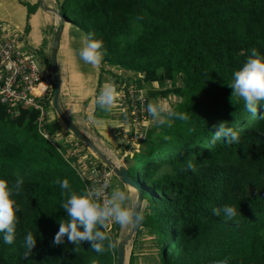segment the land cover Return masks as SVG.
Wrapping results in <instances>:
<instances>
[{
	"label": "trees",
	"instance_id": "16d2710c",
	"mask_svg": "<svg viewBox=\"0 0 264 264\" xmlns=\"http://www.w3.org/2000/svg\"><path fill=\"white\" fill-rule=\"evenodd\" d=\"M58 8L84 36L102 41L97 88L104 71L119 84L141 74L147 103L173 94L179 100L171 111L187 117L165 115L141 150L123 157L142 190L135 235L144 229L155 236L157 264H264V106L253 116L228 86L251 49L264 55V0H59ZM167 81L174 85L151 86ZM38 116L37 109L20 108L13 118L0 103V179L10 187L22 181L13 195L21 206L14 240H0V264H115L114 221L109 230L97 226L108 237L102 253L87 241L52 244L59 223L68 221L61 207L68 190L58 181L67 179L77 194L93 186L60 144L38 133ZM219 122L238 133L239 143L211 142ZM224 204L234 206L233 217L212 214ZM29 231L36 243L25 256Z\"/></svg>",
	"mask_w": 264,
	"mask_h": 264
},
{
	"label": "clouds",
	"instance_id": "9594fccd",
	"mask_svg": "<svg viewBox=\"0 0 264 264\" xmlns=\"http://www.w3.org/2000/svg\"><path fill=\"white\" fill-rule=\"evenodd\" d=\"M101 49L102 41L93 39V34L88 33L82 38V47L78 50V56L83 62L96 66L99 65L103 58ZM228 86L232 89V95L243 100V107L245 110L253 116H257V106H264V104H262V102H264V55L258 53L255 48L251 49L250 55L246 61L238 70L232 73V80ZM51 95L52 89L48 100L51 99ZM118 95L119 93L116 91L113 84H105L97 97L96 103L101 108H106L113 104ZM147 110L153 117H158L161 112L160 107L153 104H149ZM261 115H264V113ZM168 116H175L180 120L187 119L184 113L172 111L168 112ZM159 123H165L164 118H160ZM214 128L215 131H213L211 137L212 143L218 140H223L227 144L239 143L240 138L238 133L231 127L226 126L223 122L214 125ZM47 140L52 142L54 146L59 145L57 143L55 144V141H52L50 138ZM59 149L64 153L63 148L60 147ZM89 152L92 153L90 150ZM93 157L97 158L95 155ZM96 162H98V165L104 164L98 158ZM91 164L94 165L93 162H88L85 164L86 167L83 166L82 169L87 171L86 168ZM187 167L191 169L192 164L189 162ZM87 175L89 176V173H87ZM112 176L114 175L112 174ZM21 183L22 181L17 180L16 184L10 187L6 180L0 179V240H2L4 244H12L14 240L16 224L18 223L16 214L20 211L21 206L13 198V195L20 191ZM58 183L60 189L68 190L67 198L61 204V207L68 217V221L66 224L59 223L58 231L52 239V244L54 245L64 244L65 238L67 242L71 244L87 241L93 251L102 253L104 248L101 242L108 239V237L104 232L100 231L97 226H104L105 222L110 219L121 226L128 225L133 222V220L138 221L142 219V216L135 212L134 205L130 206L126 204V201H128L130 197L120 189H114L111 196L105 199L103 186H93L77 194L71 191L67 179H61ZM61 195H64L63 191ZM145 207H147L146 204ZM221 212L225 217L231 218L235 215L236 209L234 206L228 204L212 209V214L214 216H219ZM35 243L36 238H34L32 232H27L24 237V247L26 249L25 256L30 253ZM108 246L111 247V243H109ZM93 264H95V262H93Z\"/></svg>",
	"mask_w": 264,
	"mask_h": 264
},
{
	"label": "crops",
	"instance_id": "0c3cea01",
	"mask_svg": "<svg viewBox=\"0 0 264 264\" xmlns=\"http://www.w3.org/2000/svg\"><path fill=\"white\" fill-rule=\"evenodd\" d=\"M39 3V0H0V17L2 21L10 25L17 37L23 33L24 44L38 53L39 60L46 70L49 68V53L47 55V50L45 51L44 48H48V45L52 42V30H55L59 25L62 27L57 54L61 77L60 105L67 116L98 147L103 146L112 150V144H116L120 140H127V137L121 136L122 138H119L120 129L123 134L130 133L131 135V132H128L129 128L123 126L120 121L126 116L123 111L119 110L116 100L106 108H101L96 100L105 84H113L117 91L119 83H116L114 78L104 79L101 86L97 88L99 66L87 64L78 56V50L82 47L83 31L66 19L61 23L55 13L41 8ZM44 5L59 10V0H44ZM16 25L23 29H17ZM117 74L120 75V78L123 76L121 71H118ZM141 83L142 81H138V84ZM70 141L67 134H63V138L59 140L65 154H75L74 158L82 157L87 161L94 158L92 153L87 152L83 153V156L78 155L80 153L74 151L77 149L72 150L75 143L72 145ZM116 151H113L114 154L118 153ZM111 183L113 190L122 189V186H124L116 178ZM142 250L137 246L135 247L136 258L143 259L142 256L146 251Z\"/></svg>",
	"mask_w": 264,
	"mask_h": 264
},
{
	"label": "built area",
	"instance_id": "2783aa9c",
	"mask_svg": "<svg viewBox=\"0 0 264 264\" xmlns=\"http://www.w3.org/2000/svg\"><path fill=\"white\" fill-rule=\"evenodd\" d=\"M49 77V71L40 62L38 53L28 46H20L10 25L0 21V103L6 105L7 113L13 118L18 115L20 108L39 109L41 115L36 120L37 130L47 139L49 134L44 129V109L38 100L51 93ZM132 80V83L128 81L117 85L119 95L115 100L130 124L128 132L136 136L147 128L149 117L146 94L141 88L143 84H138V79ZM86 170L92 186H103L104 198L107 199L112 176L110 169L105 164H91Z\"/></svg>",
	"mask_w": 264,
	"mask_h": 264
},
{
	"label": "rangeland",
	"instance_id": "374dc122",
	"mask_svg": "<svg viewBox=\"0 0 264 264\" xmlns=\"http://www.w3.org/2000/svg\"><path fill=\"white\" fill-rule=\"evenodd\" d=\"M0 21H2V18L0 17ZM11 24V23H10ZM17 29L20 28L16 25ZM21 29V28H20ZM23 29V28H22ZM21 29V30H22ZM54 30H52V35H54ZM18 40H19V45L26 48V45L24 44V40H23V33L18 35ZM51 45V44H50ZM50 45H48V48H44L45 51L47 52V55L50 51ZM61 59V58H60ZM107 69H110L111 68V72H113L114 74H117L118 71H121L120 69H118L117 67H106ZM122 75L124 76V73L121 72ZM104 79L106 80H110V79H113L114 77L111 76L110 74H108L107 71H104ZM118 75V74H117ZM139 75V76H138ZM122 76V78H123ZM140 76H142L141 74H137L135 76H132L131 74H129V78L127 80V82L129 81L130 83H132V79L135 78V79H138V81H141L140 79ZM50 79V77H49ZM117 83V81H115ZM142 84V83H141ZM153 86L154 88H164V87H172L174 84L175 85H182V81L179 80V78H176V81H174V84L172 81H167L163 84H157L156 82H153ZM151 86H152V83H151ZM152 86V87H153ZM144 89L145 93H146V86H143L141 87ZM49 94V93H48ZM46 95L45 98H40L38 101L39 103L43 106V109H44V112H45V126H44V129L49 133L48 137L53 141H55L54 143L56 144H61L59 143V140L63 138V134H67L68 135V138L70 141V143L73 145V143H75V146L73 145L72 147V150L73 149H77V150H74L76 153H80L78 155L80 156H83L84 154L83 153H90L89 150L87 149V147H85L83 144H79L78 142H76L77 140H75L76 138L70 134V132L67 130L66 127L63 126V124L60 122L58 116L56 115L52 105H51V100H48V97L49 95ZM179 99L174 96L173 94H169L167 97L165 98H155L153 100H150V102H148V105L149 104H153V105H158L161 109V112H160V115L158 117H153L149 112H148V117H149V123L147 125V128H145V130H142L140 132V134L136 135L131 132V135L130 133H127V134H123V132L121 131L120 129V136L119 138H122V137H127V140H120L119 142H116V144H112V150L110 149H107V148H104L103 146H100L104 151L105 153L110 156L116 163H119V162H122V157L124 156L125 153H128V155H132L133 152H138L141 150L142 148V141H144L145 139H147L149 137V135L152 134V131L153 132H156L158 131V128H159V119L160 118H164L165 115L168 114L169 111H171V107L173 104H175ZM27 108H34V107H27ZM34 109H37V108H34ZM39 110V109H37ZM40 115H41V112L39 110V116L37 119L40 118ZM36 119V120H37ZM122 125L123 126H127V128L130 129V124L127 120V118H124L122 120H120ZM122 136V137H121ZM77 144V145H76ZM63 145V144H62ZM82 145V146H80ZM84 146V147H83ZM68 151V149H66ZM72 150H69V151H72ZM115 150L118 151L117 154H114ZM114 151V152H113ZM116 151V152H117ZM65 154V152H64ZM91 154V153H90ZM66 155V159L67 161L70 162V164L72 166H75L76 169L79 171V169L83 166H85L86 163L88 162H93L94 165L98 164V162H96L97 158H93V159H90V160H85L84 158L82 157H79L78 159L77 158H74V155L75 154H65ZM99 159V158H98ZM100 160V159H99ZM124 162V161H123ZM86 167V166H85ZM116 177L115 176H111L110 177V188H109V197L111 196V193L113 191V187H112V181L115 179ZM121 189V188H120ZM122 191H124L130 198L128 201H126V204L128 205H132V202H133V199L135 197V189H133L132 187H129V186H122ZM107 197V198H109ZM114 220H108L105 222L104 224V227L106 230H109L110 228V224L113 222ZM129 227H130V224L128 225H124V226H121L120 225V228L118 230V233H117V237L115 238L116 242L121 238L123 237V235L129 230ZM133 241H135V243L137 244L136 246L139 247L141 250L143 249L145 252V254L142 256L143 259H138L134 256V264H156L158 263V260H159V255H158V245L156 243V240H155V236L152 235V233H150L149 231H145L144 229H142L140 231V233L136 236H134L132 238V242H131V245H133ZM168 242H169V239H168ZM168 242L165 243V247H167L168 245ZM165 247L163 248V250H165ZM132 248V246H131ZM142 250V251H143ZM169 250V247L167 249V251ZM131 251V250H130ZM152 253V254H151ZM168 254V252H167Z\"/></svg>",
	"mask_w": 264,
	"mask_h": 264
},
{
	"label": "water",
	"instance_id": "95a60500",
	"mask_svg": "<svg viewBox=\"0 0 264 264\" xmlns=\"http://www.w3.org/2000/svg\"><path fill=\"white\" fill-rule=\"evenodd\" d=\"M40 1V7L50 12L55 13L60 22H64L65 18L58 9H52L44 5V0ZM52 42L49 51V73L51 76L52 95L51 105L58 116L60 122L68 131L85 147H87L97 158H99L112 172L116 179L124 186H129L135 189V197L132 205L135 206V212L140 215L142 207V190L138 184L129 176L126 165L123 162L116 163L110 156H108L103 149L98 147L94 141L75 123L73 122L62 109L59 101V94L61 90V77L58 68L57 54L59 47V40L62 33V27L59 25L54 30ZM138 227V221L133 220L130 223L129 230L116 242V262L115 264H128L131 250L132 238L135 236ZM201 264H230L226 260L208 261Z\"/></svg>",
	"mask_w": 264,
	"mask_h": 264
}]
</instances>
